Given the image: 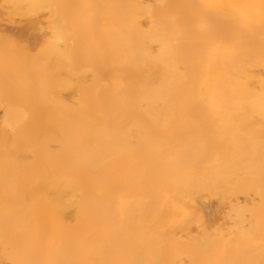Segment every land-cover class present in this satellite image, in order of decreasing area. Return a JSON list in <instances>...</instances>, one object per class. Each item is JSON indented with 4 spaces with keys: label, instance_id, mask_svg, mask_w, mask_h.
<instances>
[{
    "label": "bare ground",
    "instance_id": "1",
    "mask_svg": "<svg viewBox=\"0 0 264 264\" xmlns=\"http://www.w3.org/2000/svg\"><path fill=\"white\" fill-rule=\"evenodd\" d=\"M262 6L0 0V264H264Z\"/></svg>",
    "mask_w": 264,
    "mask_h": 264
},
{
    "label": "snow or ice",
    "instance_id": "2",
    "mask_svg": "<svg viewBox=\"0 0 264 264\" xmlns=\"http://www.w3.org/2000/svg\"><path fill=\"white\" fill-rule=\"evenodd\" d=\"M210 7H212V6H210ZM262 7H264V6H262ZM262 21H264V12H262Z\"/></svg>",
    "mask_w": 264,
    "mask_h": 264
}]
</instances>
